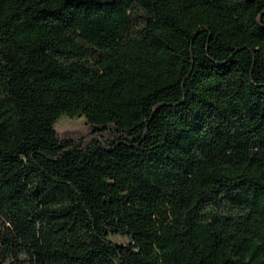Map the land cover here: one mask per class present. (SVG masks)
<instances>
[{"label": "trees", "instance_id": "1", "mask_svg": "<svg viewBox=\"0 0 264 264\" xmlns=\"http://www.w3.org/2000/svg\"><path fill=\"white\" fill-rule=\"evenodd\" d=\"M0 264H264V0H0Z\"/></svg>", "mask_w": 264, "mask_h": 264}, {"label": "rangeland", "instance_id": "2", "mask_svg": "<svg viewBox=\"0 0 264 264\" xmlns=\"http://www.w3.org/2000/svg\"><path fill=\"white\" fill-rule=\"evenodd\" d=\"M55 129L60 137L79 138L89 132V126L83 116L74 118L64 116L57 121ZM111 240L117 244L127 242V238L123 236H113Z\"/></svg>", "mask_w": 264, "mask_h": 264}]
</instances>
